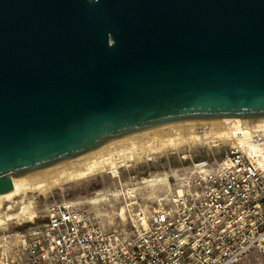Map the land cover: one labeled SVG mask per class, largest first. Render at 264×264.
Here are the masks:
<instances>
[{"label": "water", "instance_id": "95a60500", "mask_svg": "<svg viewBox=\"0 0 264 264\" xmlns=\"http://www.w3.org/2000/svg\"><path fill=\"white\" fill-rule=\"evenodd\" d=\"M264 119V0H0V194L152 128Z\"/></svg>", "mask_w": 264, "mask_h": 264}, {"label": "built area", "instance_id": "2783aa9c", "mask_svg": "<svg viewBox=\"0 0 264 264\" xmlns=\"http://www.w3.org/2000/svg\"><path fill=\"white\" fill-rule=\"evenodd\" d=\"M129 195L125 219L108 225L91 207L50 202L23 235L14 264H238L251 253L264 258L259 147L232 145L194 161L167 191L145 199Z\"/></svg>", "mask_w": 264, "mask_h": 264}, {"label": "rangeland", "instance_id": "374dc122", "mask_svg": "<svg viewBox=\"0 0 264 264\" xmlns=\"http://www.w3.org/2000/svg\"><path fill=\"white\" fill-rule=\"evenodd\" d=\"M254 121L264 119L213 120L156 127L17 179L13 192L6 196L0 195V264L16 263L17 253L22 251L23 235L32 223L41 219L50 202L67 201L91 207L102 215L103 222L108 225L110 221L125 219L126 201L130 197L126 188H132L133 194L145 199L147 195L173 188L176 178L187 173L194 161L219 156L232 145L242 144L249 150L259 147L264 151V134H245L255 128L264 131V122ZM163 144L166 146L157 150ZM108 156V160L114 164H108L103 170L94 173L97 167L103 166L102 160ZM84 164L88 166L84 167ZM75 165L83 167L81 171L85 170L88 174L76 177ZM65 170L73 172L64 178L59 174ZM162 177L163 180L160 179ZM48 180H54V185L48 190H42L38 183H47ZM24 205L31 206L28 210L32 211V219L23 212ZM16 213L23 218L6 217ZM259 263L264 264V258L251 253L238 264Z\"/></svg>", "mask_w": 264, "mask_h": 264}, {"label": "bare ground", "instance_id": "6f19581e", "mask_svg": "<svg viewBox=\"0 0 264 264\" xmlns=\"http://www.w3.org/2000/svg\"><path fill=\"white\" fill-rule=\"evenodd\" d=\"M254 122H256V123H260V122H264V121H254ZM171 127H173V126H171ZM170 127V128H171ZM176 127V126H175ZM252 129V128H251ZM256 129V128H255ZM253 130V131H250L249 130V132L248 131H246V136H252V135H261V134H264V131H257L258 130V128H257V130ZM260 129V128H259ZM170 131V130H169ZM173 131V130H172ZM224 132V131H223ZM243 132V131H242ZM242 132H241V134H242ZM230 133V132H229ZM170 134V133H169ZM178 134V133H177ZM180 134V133H179ZM211 134V133H210ZM207 135L209 136V134L207 133ZM210 136H213V135H210ZM221 136V135H220ZM240 137H241V135H240ZM256 137V136H255ZM258 137V136H257ZM213 138V137H212ZM224 138V137H223ZM214 139V138H213ZM213 143V142H212ZM166 146V144H163V145H161L160 147H158L157 148V150H161L162 148H164ZM112 151V150H111ZM261 151H262V149H261ZM109 153V152H108ZM114 153V152H113ZM262 154L264 155V151H262ZM107 155V154H106ZM105 158V157H104ZM110 157L108 156V157H106L104 160H102V165L103 166H99V168L97 167L95 170L96 171H94V173H97V172H99L100 170H103V168H105L106 167V165H113L114 163H112V161H110V160H108ZM103 159V158H102ZM101 160V159H100ZM141 160V159H140ZM99 162V161H98ZM114 162V161H113ZM117 162V161H116ZM88 164V163H87ZM90 164V163H89ZM92 164V163H91ZM79 165V164H78ZM77 165H75V167H76ZM86 165L84 164V167H85ZM88 166V165H87ZM86 166V167H87ZM72 167V166H71ZM79 167H80V165H79ZM82 168L83 167H81V168H78V167H76V169L74 170V171H77V174L75 175L76 177L77 176H80L81 174H86L87 172H85V170H84V172H82L81 170H82ZM71 169V168H70ZM80 171V172H79ZM88 171V170H87ZM90 171V170H89ZM71 172H73L72 170H65V171H63V172H61L59 175L60 176H62V177H64V178H67L68 177V175L71 173ZM88 174V173H87ZM59 176V177H60ZM57 178H58V176H57ZM158 179V178H157ZM161 180H163V177L162 178H160ZM164 179H165V177H164ZM17 179H15L14 180V187L16 188V181ZM151 180H152V178H151ZM54 181V180H53ZM53 181L51 180V181H47V183H45V182H43V183H38V185L41 187V189L42 190H48V189H50L51 188V186H53L54 185V183H53ZM147 181H150V180H146V182ZM154 181V180H153ZM153 181H151L152 183H154V182H156V180L153 182ZM159 181V180H158ZM150 182V183H151ZM145 183V182H144ZM151 183V184H152ZM15 189H13L12 191H10V192H8V193H5V194H0V195H4V196H6L7 194H9V193H11V192H13ZM126 190H127V192H129V193H132L133 192V189L132 188H129V189H127L126 188ZM127 194V193H126ZM98 195V194H97ZM99 196H101V195H99ZM104 196V195H103ZM102 196V197H103ZM101 198V197H100ZM105 198V197H104ZM22 199H24V198H22ZM98 199V198H97ZM97 199H95V200H97ZM103 199V198H102ZM99 200V199H98ZM98 200L97 201H95V202H98ZM94 201V200H93ZM22 202H23V200H22ZM30 203V202H29ZM23 205V204H22ZM31 208V206L30 205H24L23 207H22V209H25V210H23V212H25L26 213V215L27 216H29V219H32V217H33V214H32V211L30 212V210H28V209H30ZM124 209V208H123ZM123 211V210H122ZM23 215H25V214H23ZM25 215V216H26ZM22 215H19V214H12V215H6V217H8L9 219L10 218H13L14 219V217H16V218H19V217H21ZM31 216V217H30ZM123 216V215H122ZM22 218H23V216H22Z\"/></svg>", "mask_w": 264, "mask_h": 264}]
</instances>
